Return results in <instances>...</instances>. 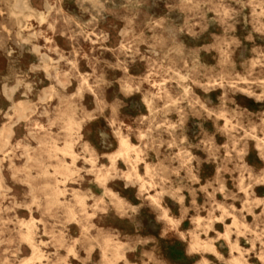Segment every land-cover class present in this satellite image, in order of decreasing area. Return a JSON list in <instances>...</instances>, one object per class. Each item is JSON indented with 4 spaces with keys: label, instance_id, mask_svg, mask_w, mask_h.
<instances>
[{
    "label": "rangeland",
    "instance_id": "374dc122",
    "mask_svg": "<svg viewBox=\"0 0 264 264\" xmlns=\"http://www.w3.org/2000/svg\"><path fill=\"white\" fill-rule=\"evenodd\" d=\"M249 92L264 93V0H0V264H264V100ZM181 110L184 147L165 130ZM120 135L136 149L112 166Z\"/></svg>",
    "mask_w": 264,
    "mask_h": 264
},
{
    "label": "clouds",
    "instance_id": "9594fccd",
    "mask_svg": "<svg viewBox=\"0 0 264 264\" xmlns=\"http://www.w3.org/2000/svg\"><path fill=\"white\" fill-rule=\"evenodd\" d=\"M236 3L238 4H242V0H235ZM231 18V17H230ZM54 24H55V21H53L49 27H54ZM184 30L182 28H176L174 30V35L178 38L180 33H182ZM36 35V34H34ZM189 35L193 38V39H197L198 38V35L197 33L195 32H190ZM106 38V37H105ZM247 39L251 40L252 37L251 36H248ZM29 41H25V43H28ZM33 51H35L36 53H39L40 52V49L37 48V47H34L33 48ZM204 88V91L205 92H208L210 90V88L208 86H203ZM16 91V88H12V89H9V92L7 94V99L11 100L12 99V96H11V93L12 92H15ZM185 91H188L187 89H185ZM130 93H126V95H128ZM247 95L249 97H255V99H257L258 101L259 100H264V93H262L261 95L259 96H256L255 93L253 92H249L247 93ZM221 101H222V106L224 105H227V104H235L237 105V109H239V103L234 99H229V96H228V93L225 92L224 96L221 98ZM200 109H203L205 112L208 111L207 108H205V105L204 103L200 102V101H196L195 104H192L190 106V109L189 111L193 114V115H196L198 114L199 110ZM225 111H229L226 107L224 108ZM165 115H167V113H165ZM185 119H186V114L183 112V110H181V116H180V120L177 124H174V125H168L166 124L165 125V130L168 131V134L170 136H173L175 139H177L179 142H180V146L181 147H184V143L186 142L187 140V136H186V128H185ZM242 126L241 123H237L236 125V128L239 129L240 127ZM198 128H203V125L202 124H198L197 125ZM152 132H155L156 131V128L155 126L152 128L151 130ZM100 137L102 139L103 142H106L107 141V134L103 131L100 132ZM237 144L240 143V140L238 139L237 141ZM160 144V141L159 139L157 138V140L154 142L153 141V138L151 136V133H149L146 137V141H145V155L147 153V151H150L152 150V148L155 146L156 147V150L158 151V145ZM190 147H199V145H190ZM233 151L237 152V155L234 157V159L236 160H241L245 154H246V144L245 146L243 147H240L239 149H234ZM184 158H185V165H186V168L189 172V175L191 176V173L193 171L192 169V166H191V162L192 161H196L198 164L201 163L199 161V159L196 157V156H193L191 155L190 153L188 152H185L184 153ZM262 159H264V157H262ZM192 179H195V177H191ZM261 183H264V179H262L260 181ZM180 191V189H176V192L178 193ZM169 194H173V193H170V192H162L160 195L163 196V195H169ZM174 195V194H173ZM193 197L195 198V192H193ZM174 199H177L178 202H180L181 204L183 203V200H184V197L183 196H176L174 195ZM131 212L132 213H137L138 214V209L135 208V207H132L131 208ZM143 223L142 222H139V227L140 228H143ZM205 264H209L208 261H205Z\"/></svg>",
    "mask_w": 264,
    "mask_h": 264
},
{
    "label": "bare ground",
    "instance_id": "6f19581e",
    "mask_svg": "<svg viewBox=\"0 0 264 264\" xmlns=\"http://www.w3.org/2000/svg\"><path fill=\"white\" fill-rule=\"evenodd\" d=\"M12 11V10H11ZM62 11V10H61ZM65 13V12H64ZM15 15V14H14ZM13 15V16H14ZM16 17V16H15ZM27 17V16H26ZM26 19V18H25ZM40 21H42L41 19H40ZM6 51V50H5ZM35 52V51H34ZM78 73V72H77ZM148 80V79H147ZM154 83V82H153ZM89 89V88H88ZM73 122H72V120L71 119H69V121H68V124L69 125H71ZM78 127H80V124H78ZM122 145H121V147H120V149H119V151H118V153L116 154V157H113L111 154H110V156H109V158H110V160H111V164H112V166L115 164V162L118 160V159H123V160H126V158L127 157H129V155H130V152H132V151H135V149H136V145H133V144H130L128 141H122V143H121ZM68 148H70V146L68 147ZM180 156H182V154L180 155ZM184 157V156H183ZM75 165V164H74ZM136 168H137V164H135V165H133L132 166V169H133V171H135V173H136ZM145 168H146V171H148V166H147V163H146V165H145ZM108 175H110V173H108V174H106L105 176H102V182L103 183H105L106 182V180H107V176ZM137 177H138V179H140L141 178V176L139 175V174H135ZM132 176V173L129 171V173L126 175V178L127 179H130V177ZM141 185V187L143 186V184H140ZM6 187V186H5ZM10 189V188H9ZM107 189V188H106ZM107 192L110 194V195H112L115 199H116V201H117V203L118 204H120V203H122V199L120 198V196L119 195H117L114 191H111V190H109V189H107ZM55 193L56 194H60V193H62V189L61 188H59V187H57V189L55 190ZM245 195V194H244ZM34 221H35V219H33ZM211 223V222H210ZM213 229V228H212ZM214 231V230H213ZM225 236H228V231H226L225 232V234H224ZM199 240V239H198ZM197 245H202L203 247H205V248H207V249H209V250H212L213 252H215V250H214V245L212 244V243H209V242H203V243H201L200 241H198L197 242ZM216 248V247H215ZM31 249H32V253H33V255L34 256H38L39 254H40V251H39V249L33 244V243H31ZM231 249H236V250H238V245H236V244H232V246H231ZM216 253V252H215ZM90 259V258H89ZM240 262V258H238V257H234V259H233V263L232 264H238Z\"/></svg>",
    "mask_w": 264,
    "mask_h": 264
},
{
    "label": "crops",
    "instance_id": "0c3cea01",
    "mask_svg": "<svg viewBox=\"0 0 264 264\" xmlns=\"http://www.w3.org/2000/svg\"><path fill=\"white\" fill-rule=\"evenodd\" d=\"M122 141H128L130 144H133L126 136H123V135H120L119 136V140H118V147H117V149L113 152V153H111V155L113 156V157H116V154L118 153V151H119V149H120V147H121V143H122ZM134 145V144H133ZM129 172H127L126 174H125V179H127L126 178V175L128 174ZM138 174V173H137ZM140 175V174H139ZM141 176V175H140ZM111 177H113V175L112 174H110V175H108L107 176V180L109 179V178H111ZM137 179H138V177H137ZM106 180V181H107ZM127 180H130V179H127ZM139 188H141V185L139 184ZM107 189H109V188H107ZM109 190H111V189H109ZM112 191V190H111ZM115 192V191H114ZM116 193V192H115ZM117 194V193H116ZM118 195V194H117ZM120 198L123 200V198L120 196ZM199 240H198V238H196L192 243H191V246L192 247H194V246H197V242H198ZM238 249H239V246H238ZM236 250V249H235ZM236 257V256H235Z\"/></svg>",
    "mask_w": 264,
    "mask_h": 264
}]
</instances>
